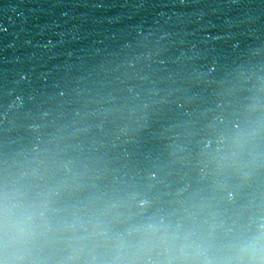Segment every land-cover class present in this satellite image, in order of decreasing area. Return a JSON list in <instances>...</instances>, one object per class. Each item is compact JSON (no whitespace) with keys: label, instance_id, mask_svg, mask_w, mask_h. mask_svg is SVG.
<instances>
[{"label":"clouds","instance_id":"obj_1","mask_svg":"<svg viewBox=\"0 0 264 264\" xmlns=\"http://www.w3.org/2000/svg\"><path fill=\"white\" fill-rule=\"evenodd\" d=\"M264 125L220 136L210 162L239 169ZM80 176H0V264H264V220L239 231L174 224L134 211L138 193L76 199ZM71 201V202H69Z\"/></svg>","mask_w":264,"mask_h":264}]
</instances>
